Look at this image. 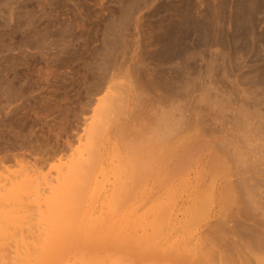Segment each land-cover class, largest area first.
Here are the masks:
<instances>
[{"label":"rangeland","instance_id":"374dc122","mask_svg":"<svg viewBox=\"0 0 264 264\" xmlns=\"http://www.w3.org/2000/svg\"><path fill=\"white\" fill-rule=\"evenodd\" d=\"M113 79L131 85L127 112L100 146L91 196L86 193L77 220L82 236L72 238L79 245L56 250L54 258L60 255L59 264H241L229 240L249 241L242 235L252 229L264 235V0H0V175L26 167L20 179L44 190L36 195L32 189L17 206L4 208L23 220L22 236L34 257L44 253L41 241L54 231L52 201L72 174L83 129ZM166 123L179 128L170 130L172 138ZM193 136L203 144L194 164L170 177L173 159L162 156L171 142ZM156 148L161 152L153 157L169 162L152 157L153 172L145 162L147 174L133 177L129 156ZM212 158L220 159L219 167ZM117 179L119 190L131 192L120 207L113 201ZM230 183L237 202L221 204V190ZM0 185V194H7ZM239 200L254 206L247 203L246 211ZM237 203L246 214L236 213ZM200 207L205 211L198 214ZM22 236L2 238L0 262L20 264ZM251 249L260 259L253 255L247 264H264V246Z\"/></svg>","mask_w":264,"mask_h":264},{"label":"bare ground","instance_id":"6f19581e","mask_svg":"<svg viewBox=\"0 0 264 264\" xmlns=\"http://www.w3.org/2000/svg\"><path fill=\"white\" fill-rule=\"evenodd\" d=\"M114 80V79H113ZM124 82V79H123V81L122 82H117V81H112V80H110V82L108 81V85L106 86V88H105V90H104V93L97 99V102H96V104L94 105V107H93V110H92V114H91V117H90V119H89V122L87 123V125L84 127V129H83V137H84V140H85V142H84V144H83V148L80 150V147H78L77 149H75V151L79 154V158H78V160H77V163H75V165H74V167L72 168V174L69 176V178L67 179V181L65 182V183H63L62 185H61V190H60V192H59V190L57 191V192H59L58 194H56V196H55V198H54V200L52 201V203H53V211H54V209H55V212L52 214V216H51V219H49V222H48V219L46 218V221H44L43 223H45V222H48L50 225L52 224V226H53V229L52 230H54V231H50V232H48V236L47 237H45L44 236V238L45 239H42V246H41V249H43V254H40L38 257H34V254H33V252L32 253H30V251L28 252V248H27V245H25L26 243V241L24 240L25 238H23V236H22V228H21V226H20V224H22V222H23V220H19V217L17 218V217H15V218H13L12 219V217H14V216H10L9 217V213L11 214V212H6V210H5V208L4 207H8V206H10L11 204H12V202H13V206L15 207V206H17L16 205V202L17 201H21L22 200V198H24L25 196H28L30 193H29V191L30 190H32V189H34L35 190V188H34V185L32 184V182L31 181H29L28 179V177H27V179H23V180H21L20 179V176L22 177V175H23V173L25 174V172H28L29 170L26 168V167H24L25 169H23V171H22V169H21V172L20 173H16L15 175L14 174H12V173H8L7 174V176H2V175H0V182H2L3 181V183H4V185L2 186V191H8L7 192V194H0V241H6V242H8V240L9 239H15V241H17V239L20 237V236H22V240L23 241H21L22 243H20V245L22 246L23 245V247H24V249H25V255L23 256L24 258H20L19 256H17V257H19L18 259L21 261V262H19L20 264H54L56 261V263H58V260H59V254H58V256H56V254H55V258H54V253H55V251L56 250H59L60 248L61 249H64V248H66L68 245H70V247L71 246H73V244L75 243V246H76V244H78V241H79V236H78V234L79 235H81L82 236V230H79L80 232H78L77 230L80 228L79 226H78V224H77V220H78V216L80 215V211H81V208H82V205H83V203H84V201H85V199H86V197H85V195H86V193H87V195H89L88 193L89 192H87V190H88V187H89V185L91 184L90 183V181H91V178H92V176H95V175H93V172H94V168H96L95 166H96V163L98 162V163H100L99 161H98V159L100 160V158H99V156L101 155V151L99 150L100 149V146L102 145V143H103V139H104V137H105V135H107L106 133H107V131H108V129H109V127L113 124V123H115L116 121H118L126 112H127V108H128V103H129V89H131V88H129L131 85H130V83L129 84H127V81H125V83H123ZM129 85V86H128ZM132 98V97H131ZM134 98H136V96L134 97ZM131 102V101H130ZM132 107V106H131ZM195 109V108H194ZM199 109V108H198ZM191 110V109H190ZM190 110H189V112H190ZM185 111V110H184ZM187 111V110H186ZM195 111V110H194ZM197 112V111H196ZM188 113V112H187ZM191 113V112H190ZM193 113V112H192ZM178 114H179V112H178ZM177 114V115H178ZM180 115V114H179ZM182 115V114H181ZM183 115H184V113H183ZM182 115V116H183ZM199 115H200V113H199ZM126 116V115H125ZM176 116V115H175ZM186 117V116H185ZM175 118V117H174ZM179 118V117H178ZM188 118V117H187ZM187 118H185V119H187ZM198 118H199V116H198ZM184 119V118H183ZM190 119H192V118H190ZM201 119V118H200ZM180 120V119H179ZM195 120H196V118H195ZM185 121V120H184ZM179 123V122H178ZM181 123H183L182 121H181ZM185 123V122H184ZM188 123V122H187ZM186 123V124H187ZM167 124V123H166ZM198 124H200V123H198ZM181 125V124H180ZM129 126V125H128ZM165 126V125H164ZM167 126H168V124H167ZM167 126H166V128H167ZM169 128V130H166L165 131V133L166 132H168L169 134V136H170V134H171V138L173 137L172 136V130H174L175 128L177 129V132H178V129L179 128H177L176 127V125L174 126H168ZM171 127V128H170ZM175 127V128H174ZM181 127H182V125H181ZM184 127H186V126H184ZM197 127H198V125H197ZM174 128V129H173ZM183 128V127H182ZM190 128V127H189ZM131 129V128H130ZM164 129V128H163ZM172 129V130H171ZM165 130V129H164ZM163 130V131H164ZM170 130H171V132L172 133H170ZM154 131V130H153ZM158 131V130H157ZM191 131V130H190ZM198 131V130H197ZM139 132V131H138ZM180 132V131H179ZM187 132H189V131H187ZM201 132V131H200ZM165 133H164V135H165ZM194 133V132H193ZM201 134H203V133H201ZM155 135V134H154ZM153 135V136H154ZM156 135H157V133H156ZM187 135V134H186ZM196 135V134H195ZM204 135V134H203ZM166 136V135H165ZM185 136V135H184ZM176 137V136H175ZM178 137V136H177ZM180 138H181V136H180ZM184 138V137H183ZM204 138V137H203ZM169 139H170V137H169ZM178 139V138H177ZM182 139V138H181ZM190 139V140H189ZM189 139H187L186 138V140H184L183 141V143L182 144H178V141L176 142L175 141V143L173 144L172 142H171V146H173V148L170 146H168L167 145V143H166V145H167V147H169V151L168 150H166L165 149V151L167 152L168 151V155L165 157L164 155L162 156V158H168V156L170 157V161H171V157H172V159H173V163H170L171 165L173 164V167L171 168L173 171H169V176L171 177V175L172 174H180V172H183L184 173V171L182 170V168L184 167V170H185V168L189 165V163H190V161L192 162L193 161V157H194V154H196L197 153V155L199 154V150H200V145H203V144H201V141L200 140H197V137H195V136H193V138L191 139V137L189 138ZM141 138H140V142H141ZM156 140V139H155ZM172 140V139H171ZM104 141H105V139H104ZM138 141V140H137ZM153 141V140H152ZM180 141V140H179ZM124 142V141H123ZM154 142V141H153ZM173 142H174V140H173ZM132 143H133V141H132ZM136 143V142H135ZM142 143H143V140H142ZM152 143V142H151ZM150 143V144H151ZM155 143V142H154ZM162 142H160V144H161ZM123 144V143H122ZM128 144H130V143H128ZM138 144V143H137ZM157 144V143H156ZM148 145V144H147ZM155 145V144H154ZM131 146V145H130ZM143 146V145H142ZM141 145H140V147H142ZM149 146V145H148ZM136 147V146H135ZM144 147V146H143ZM137 148V147H136ZM145 148V147H144ZM150 148V147H149ZM160 148V147H159ZM161 148H162V144H161ZM157 149V148H156ZM156 149H154V151L155 152H151V151H149L148 149V151H149V153H147V151L145 150V152L147 153H145V154H143V152H137L136 154L134 153V154H132L131 156H129V164L130 165H126V166H128L127 167V170L129 169V170H131L130 169V166L132 167V168H134V170H133V177H138L140 174H142V172H144L143 174L144 175H146L147 174V172H145V171H143L144 169H145V165H146V163L145 162H152L151 161V158L153 157V155L157 152L158 154H160V152H158V149L156 150ZM176 149H178L177 151H176ZM235 149V148H234ZM237 149V148H236ZM124 150V149H123ZM137 150V149H136ZM163 150V149H162ZM125 151H126V149H125ZM135 151V150H134ZM203 153V152H202ZM231 153V152H230ZM100 154V155H99ZM157 154V155H158ZM162 154V153H161ZM165 154H167V153H165ZM211 154V153H210ZM197 155H195V159H196V156ZM224 155H226V154H223V156ZM234 155V154H233ZM228 156V155H227ZM157 157V156H156ZM198 157V156H197ZM153 158H155V157H153ZM162 158L161 157H158V159H159V161L160 160H162ZM220 158V157H219ZM224 158V157H223ZM222 158V159H223ZM228 158V157H227ZM226 158V159H227ZM234 158H235V155H234ZM147 159H149V161L147 160ZM157 161H158V159L157 158H155ZM192 159V160H191ZM222 159H221V162H223L224 160H225V158L223 159V161H222ZM242 159V158H241ZM125 160H126V158H125ZM124 160V161H125ZM147 160V161H146ZM154 160V159H153ZM155 160V161H156ZM216 160H220V159H213L212 158V160H210V163L212 164V165H214L213 164V162L214 163H216ZM121 161L122 160H120V164H121ZM124 161H123V164L125 165V163H124ZM126 161V162H127ZM156 161V162H157ZM158 161V162H159ZM164 161H168L169 162V159L167 160H163V162ZM196 161H197V159H196ZM217 161V163H216V165L218 166H220V163ZM163 162H159V164H161V163H163ZM238 162V161H237ZM147 163V164H148ZM225 163V162H224ZM150 164H152V163H149V166L148 167H150ZM155 164V163H154ZM153 164V165H154ZM193 164H194V161H193ZM192 164V165H193ZM244 164V163H243ZM163 165H165V163H163ZM228 165V164H227ZM227 165H225L224 164V169H225V166H227ZM98 166H99V164H98ZM125 166V167H126ZM157 166V165H156ZM160 166V165H159ZM159 166H157V167H155V171H157V170H159ZM186 166V167H185ZM218 166V167H219ZM147 167V166H146ZM190 167V166H189ZM212 167V166H211ZM217 167V168H218ZM228 167H230V166H228ZM188 168V167H187ZM221 168V167H220ZM219 168V169H220ZM231 168V167H230ZM97 169H98V167H97ZM96 169V170H97ZM120 169V168H119ZM151 169H153L152 167H150V169H146L148 172H150V173H152L153 171L151 170ZM212 169V168H211ZM214 169H215V167H214ZM214 169H212V170H214ZM219 169H216V170H218L219 171ZM121 170V169H120ZM128 170V172H130V174H131V171H129ZM167 170V169H166ZM170 170V169H169ZM221 170V169H220ZM226 170H228V168H226L224 171L225 172H227ZM152 171V172H151ZM154 171V172H155ZM178 171H180V172H178ZM187 171V170H186ZM222 171H223V169H222ZM16 172V171H15ZM118 172V171H117ZM123 173H124V171H122ZM158 172V171H157ZM176 172V173H175ZM233 172V171H232ZM96 173V172H95ZM156 173V172H155ZM182 173V174H183ZM231 173V172H230ZM124 174H126V175H128V173H124ZM141 175V178L144 176V175ZM157 174V173H156ZM165 174V173H164ZM167 174V173H166ZM176 174V175H177ZM231 174H233V173H231ZM121 175V174H120ZM24 176V175H23ZM26 176H28V175H25V177ZM47 176V175H46ZM132 176V175H131ZM155 176V175H154ZM164 176V175H163ZM167 176V175H166ZM169 176H168V179H174V178H176L175 177V175L172 177V178H169ZM179 176V175H178ZM181 176V175H180ZM231 176V175H230ZM233 176H234V174H233ZM238 176H239V174H238ZM37 177V176H36ZM39 177V176H38ZM38 177H37V179H38ZM97 177V176H96ZM130 177V176H129ZM133 177H130V179H132ZM19 178V179H18ZM37 179H36V181H37ZM47 181H48V179L47 178H45ZM93 179V178H92ZM120 179V178H119ZM119 179H117V181H116V183H118V185L116 186V187H118V190H119V188L121 189V188H123L122 187V185L121 184H123V183H121V182H119ZM134 180H135V178H133ZM137 179V178H136ZM39 180V179H38ZM40 180H41V178H40ZM94 181V183L96 182L95 180H93ZM137 181V180H136ZM136 181H134V184H135V186L137 187L138 185H137V182L139 183V180L136 182ZM174 181H175V179H174ZM173 181V182H174ZM31 182V183H30ZM92 182V181H91ZM177 182V181H176ZM40 183H42V182H40ZM93 183V184H94ZM97 183V182H96ZM121 183V184H120ZM167 183H168V180H167ZM170 183V182H169ZM172 183V182H171ZM229 182L227 181V184H228ZM42 184H44V183H42ZM46 184H47V182H46ZM227 184L225 185V187L223 188V192H222V190H221V193L222 194H220L222 197H221V199H222V202L223 203H221V204H228V203H232V202H234L235 204H236V202H237V199H238V197H239V195H238V197H236L235 195H237V194H232L231 192H233L235 189H234V186H232L231 185V183L229 184V186H227ZM235 184V183H234ZM50 185V184H49ZM119 185H120V187H119ZM231 185V186H230ZM43 186V185H42ZM97 186H98V184H97ZM0 187H1V185H0ZM100 186H98L97 187V192H98V188H99ZM116 187H115V192H116V194H114V196H115V200H113L114 202L116 201L117 202V200H118V204H120V205H118L119 207L120 206H122L121 205V203L122 202H120V201H123V203L122 204H124V203H126V201H128L129 199L128 198H131V192H129V190L128 189H130V187L129 188H126V187H124V188H126V189H122V191L121 190H117L116 189ZM136 187H135V189H136ZM230 187H232V189H234L233 191H231V189H230ZM8 188H10V189H8ZM91 188V187H90ZM241 188V187H240ZM244 188H247L246 186H244ZM38 189H40V190H38ZM45 189V188H44ZM47 189H49V188H47L46 187V190L45 191H47ZM132 190H134L133 188H131ZM238 189V188H237ZM90 191H91V189H89ZM94 191H95V189H93ZM92 190V191H93ZM246 191H247V189H245ZM1 191V190H0ZM44 190L42 189V188H37L36 190H35V192L33 191L32 192V194H35L36 193V195H39L41 192H43ZM92 192V193H95V192ZM135 191V190H134ZM236 191V190H235ZM245 191V192H246ZM96 192V193H97ZM114 192V191H113ZM238 192V191H237ZM236 192V193H237ZM44 193V192H43ZM234 193V192H233ZM247 193V192H246ZM249 193V192H248ZM247 193V194H248ZM91 194V193H90ZM98 194V193H97ZM240 194V193H239ZM95 194H93V196H94ZM113 195V194H112ZM249 195V194H248ZM91 195H89L88 197H90ZM96 196V195H95ZM114 196H112V197H114ZM117 196H119V197H117ZM121 196V197H120ZM241 196V195H240ZM110 197V196H109ZM117 197V198H116ZM26 198H28V197H26ZM93 198V197H92ZM119 198V199H118ZM125 198H126V200H125ZM237 198V199H236ZM242 198V197H241ZM250 199H252L251 197H249ZM113 199V198H112ZM111 199V200H112ZM240 199V198H239ZM248 199V198H247ZM93 200L94 199H91L90 201L91 202H93ZM205 203H206V201L205 200H207V199H205V198H203L202 199ZM253 200V199H252ZM251 200V202H247L248 203V205H250V203L252 204V201ZM219 201H220V199H219ZM245 201H248V200H245ZM245 201H242V200H239L238 201V203L239 204H242L241 206L245 209V205H247V203L244 205V202ZM87 202H88V200H87ZM86 202V203H87ZM116 202H115V205L117 206V204H116ZM202 202V201H201ZM204 202H202V206L205 204ZM241 202V203H240ZM243 202V203H242ZM90 203V202H89ZM220 203V202H219ZM237 203V211H239V212H237L236 211V213H244L245 211L243 210V209H241L240 210V208H238L239 207V204ZM255 203H256V201H255ZM259 203V202H258ZM201 204V203H200ZM230 204H228V205H230ZM260 204V203H259ZM163 205V204H162ZM227 205V206H228ZM234 205V204H233ZM253 206H254V203L252 204ZM252 205H250L249 207H251ZM255 205H258V204H255ZM113 206V205H112ZM223 207H224V205H222ZM106 207V206H105ZM204 207V206H203ZM202 207V208H203ZM248 207V208H249ZM84 208V207H83ZM111 208H113V207H111ZM253 208V207H252ZM119 209V208H118ZM200 209H201V207H200ZM204 209V208H203ZM203 209H201L200 210V212H198V214H201V212L203 213L205 210H203ZM239 209V210H238ZM255 210H252L253 212L254 211H256V209H258L259 210V206H258V208H257V206L254 208ZM246 211H247V209H245ZM249 210V209H248ZM250 210H251V208H250ZM257 210V211H258ZM241 211V212H240ZM251 211V212H252ZM13 212V214L15 213V209L12 211ZM107 212V208H106V210H105V213ZM159 213H160V211H159ZM256 213V212H255ZM255 213H253L254 214V216H255ZM85 214H87V216H88V214L89 213H87V210H86V213ZM109 214H111L110 213V210L108 209V213H106V218H108L109 217ZM161 214V213H160ZM244 214H246V213H244ZM248 214V213H247ZM251 214V213H250ZM30 215V214H29ZM28 215V216H29ZM82 215H84V214H82ZM105 215V214H104ZM103 215V216H104ZM108 215V216H107ZM240 215V214H239ZM241 215H243V214H241ZM240 215V216H241ZM252 215V214H251ZM86 216V215H85ZM85 216H83V217H85ZM87 216L85 217V218H83L81 221V223H80V225H81V229H82V223H84L85 221H84V219H86L87 220ZM160 216V215H159ZM159 216L157 217V218H159ZM235 216H237L236 214H235ZM245 216H247V215H245ZM47 217H50V214H48L47 215ZM230 217V216H229ZM238 217V216H237ZM249 217H250V215H249ZM252 217V216H251ZM256 217V216H255ZM21 218V217H20ZM30 218V217H29ZM262 218V217H261ZM263 218H264V216H263ZM24 219V218H23ZM25 219H28V218H26L25 217ZM105 219V218H104ZM109 219V218H108ZM160 219V218H159ZM255 219V218H254ZM253 219V220H254ZM10 220H13V221H10ZM155 220V219H154ZM242 220V219H241ZM248 220V219H247ZM259 220V219H258ZM257 220V221H258ZM264 220V219H263ZM22 221V222H21ZM84 221V222H83ZM89 221V220H88ZM245 221V220H244ZM248 221H250V220H248ZM26 222H27V220H26ZM108 222H109V220H108ZM155 222V221H154ZM254 222V221H253ZM264 222V221H263ZM110 223V222H109ZM115 223H117V222H115ZM114 223V224H115ZM118 223H120V222H118ZM23 224H24V222H23ZM42 224V223H41ZM156 224V223H155ZM219 224V223H218ZM12 225V226H11ZM43 225H47V224H42V228H43ZM221 225L222 224H220V227H221ZM240 226H241V228H243L244 230H247L246 229V225L247 224H245V226H244V224H242V223H240L239 224ZM250 225V224H249ZM263 226H264V224H262ZM49 226V225H48ZM84 226V225H83ZM223 226V225H222ZM225 226V225H224ZM256 226H258V225H256ZM13 227V228H12ZM91 227V226H90ZM89 227V228H90ZM110 226H108V228H109ZM112 227V226H111ZM259 227V226H258ZM12 228V229H11ZM38 228V227H37ZM39 228H41V227H39ZM46 228H48V227H46ZM51 228V227H50ZM49 228V229H50ZM87 228H88V225H87ZM92 228V227H91ZM223 227H221V229H222ZM236 228V227H235ZM249 228V227H248ZM261 228H262V226H261ZM11 229V230H10ZM13 229H14V232H13ZM115 229V228H114ZM230 229V228H229ZM238 229V228H237ZM254 229H256L255 227H254ZM263 229V228H262ZM41 230H43V229H41ZM46 230V229H45ZM89 231H90V229H88ZM88 230H87V232H88ZM110 230V229H109ZM218 230V229H217ZM12 231V232H11ZM111 231V230H110ZM219 231H220V229H219ZM232 231V230H231ZM248 231H249V229H248ZM257 231V230H256ZM256 231H253V229L251 230V232H248L249 234H244V235H242V236H245V238H249V241H244V240H242V239H240V240H242V242L240 243H238V242H236V241H234V239H231V240H229L230 242H231V244L230 245H232V247H233V249L235 248V251H236V254H237V256H238V260L239 261H241V264L243 263V264H247V263H249L250 262V259H251V257L254 255L255 256V258H257V256L255 255L257 252H255V254L254 253H252V252H250V249H251V247L252 248H255V250L256 249H259V248H262V246H264V235L263 234H260V233H258V232H256ZM260 231V230H259ZM263 232H264V230H262ZM31 231H30V229L29 230H27L26 231V233H30ZM36 233H37V231H35ZM42 232V231H41ZM45 232H47V231H45ZM217 231H215L214 233H216ZM236 232V231H235ZM39 233H40V230H39ZM237 233V232H236ZM45 235H46V233H44ZM220 234V233H219ZM223 234V233H222ZM24 235H25V232H24ZM31 235H32V233H31ZM41 235V234H40ZM75 235V236H74ZM106 235V234H105ZM217 235V234H216ZM34 236V235H33ZM78 236V237H77ZM80 236V237H81ZM219 236V235H218ZM18 237V238H17ZM29 237V236H28ZM31 237V236H30ZM36 237V235L34 236V238ZM2 238H4V240L2 239ZM21 238V237H20ZM33 238V237H32ZM72 238H74V239H76V240H78V241H75V240H73ZM78 238V239H77ZM8 239V240H7ZM134 240H136V238H133ZM13 240H11V242H13ZM19 241H20V239H18ZM31 240V239H30ZM36 240V239H35ZM44 240V241H43ZM219 240V239H218ZM237 240V239H236ZM25 241V242H24ZM222 241H223V239H222ZM229 241H227V242H229ZM239 241V240H238ZM10 242V241H9ZM35 242V241H34ZM218 242V241H217ZM225 242H226V240H225ZM14 243V242H13ZM12 243V244H13ZM18 243V244H19ZM37 243V242H36ZM39 243V242H38ZM37 243V244H38ZM10 244V243H9ZM9 244H7V245H9ZM28 244V243H27ZM35 244V243H34ZM134 244V243H133ZM215 244V243H214ZM11 245V244H10ZM79 245V244H78ZM216 245V244H215ZM3 246H4V244L3 245H0V247H2L1 248V250L3 249ZM31 246V245H30ZM29 246V247H30ZM36 246V245H35ZM38 246V245H37ZM62 246V247H61ZM74 246V247H75ZM214 246V245H213ZM8 247H10V246H8ZM38 247H40V246H38ZM6 249H8L7 247H5ZM14 249H15V246L13 247ZM30 248H32V247H30ZM73 248V247H72ZM13 249V250H14ZM17 249V248H16ZM19 249H21V248H19ZM36 249H38V248H36ZM41 249H39V250H41ZM67 249H68V247H67ZM66 249V250H67ZM71 249V248H70ZM217 249V248H216ZM1 250H0V258H3V257H1V256H5V254H3V255H1ZM4 250L5 249H3L2 251H3V253H4ZM18 250V249H17ZM65 250V249H64ZM69 250V249H68ZM221 251H223V249H220ZM246 250V251H245ZM260 250H262V249H260ZM7 251V250H6ZM21 251V250H20ZM20 251H19V253L17 252V251H15V252H17L16 253V255H18V254H20ZM210 251V250H209ZM217 251V250H216ZM221 251H219V253H221ZM228 251V250H227ZM230 251V250H229ZM234 251V250H233ZM251 251H252V249H251ZM257 251V250H256ZM66 252V251H65ZM218 252V251H217ZM23 253V252H22ZM39 253H41V252H39ZM172 253V252H171ZM209 253V252H208ZM218 253V254H219ZM230 253V252H229ZM232 253V252H231ZM230 253V254H231ZM36 254V253H35ZM213 254V253H212ZM217 254V255H218ZM222 254V253H221ZM220 254V255H221ZM15 255V256H16ZM53 255V256H52ZM209 255V254H208ZM219 255V257L220 258H222L221 256ZM63 255H61V257H62ZM7 257V256H6ZM30 257H31V259H30ZM32 257H34V258H32ZM57 257H59L57 260H56V258ZM180 257V256H179ZM212 257V256H211ZM15 258V257H14ZM84 258H86V257H84ZM231 258V257H230ZM229 258V259H230ZM263 258V257H262ZM55 259V260H54ZM74 259V258H73ZM86 259H88V258H86ZM185 259V258H184ZM217 259V258H216ZM225 259V258H224ZM235 259V258H234ZM258 260L260 259V257H258L257 258ZM257 259H256V261H257ZM14 261L16 260V261H18L17 260V258H15V259H13ZM34 260V261H33ZM231 260H233V259H231ZM6 261V258L2 261L1 260V262H0V264H2V262H4V263H6L7 264V262H5ZM10 261V260H9ZM60 261H62V259L60 260ZM60 261H59V263H60ZM89 261H90V259H89ZM89 261H87L86 260V262H88L89 263ZM12 262V261H11ZM34 262V263H33ZM81 262H84L83 260L81 261ZM232 262H234V261H232ZM237 262V261H236ZM264 262V261H263ZM15 264H17L18 262H14ZM13 263V264H14ZM58 263V264H59ZM85 263V262H84ZM117 264H118V262H116ZM235 263V262H234ZM106 264V263H105ZM108 264V263H107ZM111 264H113V263H111ZM236 264V263H235ZM259 264V263H258ZM263 264V263H262Z\"/></svg>","mask_w":264,"mask_h":264}]
</instances>
